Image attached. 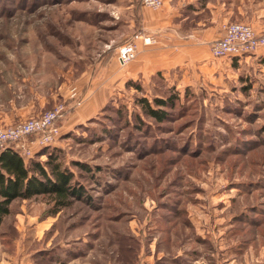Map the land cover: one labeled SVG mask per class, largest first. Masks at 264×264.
<instances>
[{
	"label": "rangeland",
	"instance_id": "obj_1",
	"mask_svg": "<svg viewBox=\"0 0 264 264\" xmlns=\"http://www.w3.org/2000/svg\"><path fill=\"white\" fill-rule=\"evenodd\" d=\"M196 2L264 31V0ZM142 6L0 0V125L62 105L40 158L55 152L84 193L58 211L18 198L2 229L20 219L33 264H264V48L125 76ZM169 95L164 121L138 103Z\"/></svg>",
	"mask_w": 264,
	"mask_h": 264
},
{
	"label": "crops",
	"instance_id": "obj_2",
	"mask_svg": "<svg viewBox=\"0 0 264 264\" xmlns=\"http://www.w3.org/2000/svg\"><path fill=\"white\" fill-rule=\"evenodd\" d=\"M164 3L161 10L142 6L138 55L125 70V76H138L141 71H171L187 60H199L203 56L202 49H208L212 41L222 35L226 18L218 15L220 11L216 7L199 6L196 0H165ZM258 28L262 29V26ZM146 36L152 37L150 43L143 40ZM14 220L18 235L22 225L20 219ZM1 233L8 235V229L0 228V264H33L32 253L17 243V236L9 243L7 235L3 237Z\"/></svg>",
	"mask_w": 264,
	"mask_h": 264
},
{
	"label": "trees",
	"instance_id": "obj_3",
	"mask_svg": "<svg viewBox=\"0 0 264 264\" xmlns=\"http://www.w3.org/2000/svg\"><path fill=\"white\" fill-rule=\"evenodd\" d=\"M264 65V57L261 59ZM138 103L142 106L146 116L158 121L170 117L167 106H173L172 95L167 97L154 96L152 100L141 96ZM42 147L36 148L32 155L24 157L12 144L0 148V228L12 212V204L18 198L29 199L37 195H49L55 206L54 211L67 206L73 199L83 197V191L75 179L74 172L66 166L58 155L47 152V158L42 160L41 155L46 154ZM14 225L7 233H1L9 243L17 236ZM16 233V235H15ZM94 264H107L96 262Z\"/></svg>",
	"mask_w": 264,
	"mask_h": 264
},
{
	"label": "built area",
	"instance_id": "obj_4",
	"mask_svg": "<svg viewBox=\"0 0 264 264\" xmlns=\"http://www.w3.org/2000/svg\"><path fill=\"white\" fill-rule=\"evenodd\" d=\"M143 5L157 9L164 0H142ZM146 43L151 36L144 38ZM264 47V31L244 21H231L223 24V33L210 44L214 57H243ZM135 41H127L118 46V59L125 65L138 54ZM64 114L62 105L41 112L37 116L15 123L0 125V148L14 145L21 155L28 157L34 150L55 141L60 134L59 120Z\"/></svg>",
	"mask_w": 264,
	"mask_h": 264
}]
</instances>
